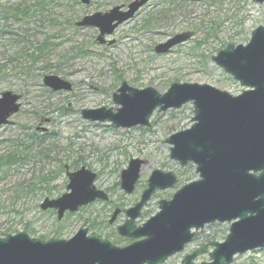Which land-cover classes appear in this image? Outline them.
Wrapping results in <instances>:
<instances>
[{
	"label": "rangeland",
	"instance_id": "374dc122",
	"mask_svg": "<svg viewBox=\"0 0 264 264\" xmlns=\"http://www.w3.org/2000/svg\"><path fill=\"white\" fill-rule=\"evenodd\" d=\"M48 1L0 0V94L11 91L21 96V108L10 119L13 124L0 126V155L12 151L29 153L22 162L0 168V238L3 233L25 232L41 241L69 240L81 229H88L89 234L95 233L123 248L134 240L119 236L117 227L127 219L124 212L139 201L154 170L174 172L178 183L152 196L137 226L159 212V201L170 200L183 185L198 179L195 165L181 168L170 159L171 146L166 143L172 134L192 126L194 106L189 103L179 110L155 112L149 127L128 130H115L108 122L86 121L82 111L101 107L116 111L119 106L113 103L112 95L123 82L136 89L153 88L161 94L174 83H187L240 95L245 88L212 59L229 45L249 43L252 32L264 27V4L253 0H152L105 38L107 43L114 41L108 46L97 42L98 30H75L72 24L132 0H91L90 6L74 5L71 0ZM16 10H26L28 16L16 18ZM186 32L194 34L187 43L169 54L154 52L158 44ZM45 40L50 47L44 45L37 52L40 58L31 68L29 56ZM20 68H30L25 70L29 74H22ZM50 75L71 83L72 91L53 92L46 88L43 77ZM21 142L32 146L26 150ZM37 150L45 157L35 158ZM134 158L147 164L135 192L126 195L120 189V177ZM65 166L70 171L85 166L97 173L95 185L108 194L110 201L81 207L66 214L62 221L57 220L55 212L41 211L45 199L67 193ZM34 184L31 195L20 191L22 186ZM43 187L52 196L44 194ZM117 209L121 213L110 225ZM230 226L231 223L205 226L196 232L183 253L164 264H181L185 256L209 243L224 242ZM56 232L61 235L53 237ZM211 251L207 248L195 262H209ZM233 264H264V249L237 255Z\"/></svg>",
	"mask_w": 264,
	"mask_h": 264
},
{
	"label": "water",
	"instance_id": "95a60500",
	"mask_svg": "<svg viewBox=\"0 0 264 264\" xmlns=\"http://www.w3.org/2000/svg\"><path fill=\"white\" fill-rule=\"evenodd\" d=\"M89 5L91 0H78ZM152 0H134L126 11L114 7L106 13L86 16L76 25L99 31L97 42L112 45L105 38ZM263 4L264 0H253ZM192 32L175 35L155 47L158 55L187 43ZM212 61L217 67L246 88L233 96L209 85L174 83L161 94L153 88L136 89L123 83L113 94L115 110L102 107L83 110L82 118L91 123H110L113 129L149 127L157 111L179 110L192 103V127L170 136L167 144L171 160L186 167L196 165L199 180L180 189L170 201L159 202V212L142 226H136L142 210L159 191L177 183L172 172L154 170L140 200L124 212L127 220L117 227L121 237L137 239L117 248L88 229H81L69 240L32 239L27 233L0 238V264H163L181 253L205 225L232 222L223 243H211L209 263L233 264L237 255L264 249V27L252 33L246 45H229ZM45 87L54 92L72 90V84L57 76H45ZM21 96L11 91L0 94V126L11 125L10 118L21 108ZM147 164L131 159L121 173L120 189L126 195L136 190L140 173ZM67 193L57 199H45L43 212L55 210L61 221L66 212H77L97 200L108 202L106 192L94 187L96 175L85 168L67 172ZM121 211H114L109 224H114ZM208 247L185 257L181 264H196Z\"/></svg>",
	"mask_w": 264,
	"mask_h": 264
},
{
	"label": "trees",
	"instance_id": "16d2710c",
	"mask_svg": "<svg viewBox=\"0 0 264 264\" xmlns=\"http://www.w3.org/2000/svg\"><path fill=\"white\" fill-rule=\"evenodd\" d=\"M58 1H63V0H58ZM72 3L74 5H80L78 3V1L76 0H71ZM52 0H49L47 3H51ZM54 2H57L56 0ZM44 4L46 2H43ZM46 3V4H47ZM17 16H24V17H27L28 16V13H26V10H16V13H15V17L18 18ZM72 27L77 30V27L75 26V24H72ZM47 45L48 47H50V42L49 41H44L42 44H40L38 46V48L36 49L35 53H31L30 56H29V59H30V63H29V66L31 68H33L35 65H36V62L38 61V59L40 58L38 53H40L43 48ZM38 52V53H37ZM30 69V68H28ZM26 68H20V70L22 71V74H29L28 72H26L25 70H28ZM26 72V73H25ZM22 145L24 146H21V147H24L26 148V150H29L31 148L32 145H28L24 142H21ZM40 143H38L36 141V145L39 146ZM29 156V153L28 152H22V153H19L18 151H12L11 153L7 154V155H0V168H2L4 166V164H7V165H10L12 162H22L23 159H26L27 157ZM45 157L44 153L42 154L39 150L36 151V155H35V158H40V157ZM78 163V162H77ZM76 164L73 163L72 166H75ZM64 168V167H63ZM45 183V181H44ZM36 187V184H34L33 187H30V186H22L21 187V192H23V194H25V196H28V195H31V193L34 192V189ZM42 190H46L44 194H46L47 196H52V192L51 191H48L47 189H44V187L42 188ZM56 191V190H55ZM60 232H56V233H53V237H59L61 234H59ZM3 237H6L10 234H6V233H3Z\"/></svg>",
	"mask_w": 264,
	"mask_h": 264
},
{
	"label": "flooded vegetation",
	"instance_id": "af4514ba",
	"mask_svg": "<svg viewBox=\"0 0 264 264\" xmlns=\"http://www.w3.org/2000/svg\"><path fill=\"white\" fill-rule=\"evenodd\" d=\"M76 1H77V0H76ZM132 1H133V0H132ZM132 1H131V2H132ZM131 2H129V3L126 4V5H120V6H116V7H122V11H126L128 5H129ZM79 4H80V3H79ZM90 4H91V1H90ZM90 4H89V5H84V6H90ZM81 5H82V4H81ZM113 8H114V7H113ZM143 8H144V7H143ZM143 8H142V9H143ZM142 9H141V10H142ZM110 10H111V9H110ZM107 12H108V11H107ZM138 12H139V11H138ZM138 12H137V13H138ZM97 13H99V12H97ZM105 13H106V12H105ZM137 13L135 14V16L137 15ZM95 14H96V13H95ZM93 15H94V14H93ZM135 16H134V17H135ZM85 17H86V16H85ZM134 17H133V18H134ZM83 18H84V17H83ZM83 18H82V19H83ZM133 18H132V19H133ZM132 19H131V20H132ZM80 21H81V20H80ZM129 21H130V20H129ZM78 22H79V21H78ZM78 22L75 23V26H76V27H77L76 24H77ZM77 28H79V27H77ZM92 29H93V28H92ZM116 30H117V29H116ZM98 36H99V35H98ZM98 36H97V37H98ZM96 40H97V39H96ZM113 44H114V41H113ZM113 44H112V45H113ZM173 49H175V48H173ZM173 49H172V50H173ZM172 50H171V51H172ZM171 51H170L169 53H171ZM169 53H167V54H169ZM44 77H45V76H44ZM44 77H43V78H44ZM0 83H1V80H0ZM72 89H73V88H72ZM50 90H51V89H50ZM51 91H52V90H51ZM71 91H72V90H71ZM71 91H70V92H71ZM53 92H54V91H53ZM101 108H102V107H101ZM105 108H106V107H105ZM99 109H100V108H99ZM82 168H85L86 170H88V171H90V172H92V173H94V174L96 175L95 181H94V183H93L94 187H96L95 184H96V181H97V178H98L97 173L91 171L90 169H88V168L85 167V166H82L80 169H82ZM72 169H74V167H73ZM80 169H77V170L74 169V170L70 171V167L65 166L66 176H67V172L72 173V172H76V171H78V170H80ZM140 175H141V174H140ZM67 178H68V176H67ZM68 181H69V178H68ZM68 184H69V182H68ZM67 186H68V185H67ZM67 186H66V187H67ZM136 186H137V184H136ZM96 188H97V187H96ZM97 189H98V188H97ZM98 190H99V189H98ZM109 201H110V200H109ZM109 201H108V202H109ZM63 219H64V217H63ZM101 238H102V237H101Z\"/></svg>",
	"mask_w": 264,
	"mask_h": 264
}]
</instances>
